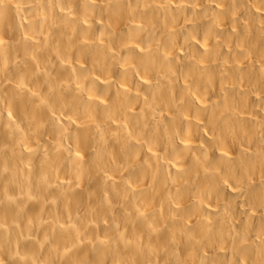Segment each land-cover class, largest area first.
<instances>
[{
  "label": "bare ground",
  "instance_id": "bare-ground-1",
  "mask_svg": "<svg viewBox=\"0 0 264 264\" xmlns=\"http://www.w3.org/2000/svg\"><path fill=\"white\" fill-rule=\"evenodd\" d=\"M0 264H264V0H0Z\"/></svg>",
  "mask_w": 264,
  "mask_h": 264
}]
</instances>
